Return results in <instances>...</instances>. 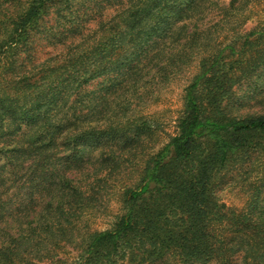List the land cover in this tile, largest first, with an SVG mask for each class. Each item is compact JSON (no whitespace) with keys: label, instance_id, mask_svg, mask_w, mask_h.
I'll return each instance as SVG.
<instances>
[{"label":"trees","instance_id":"obj_1","mask_svg":"<svg viewBox=\"0 0 264 264\" xmlns=\"http://www.w3.org/2000/svg\"><path fill=\"white\" fill-rule=\"evenodd\" d=\"M48 1L0 0V68L17 53ZM191 2L145 0L133 7L130 15L137 17L131 20L139 32L131 54L142 57L148 40L179 20ZM257 34L262 36L264 27ZM225 48L236 52L231 45ZM222 51L201 59L199 72L184 89L177 132L144 159L138 180L123 186V213L104 230L85 227L83 209L62 201L63 183L71 182L62 175L84 165V152L76 155L82 151L78 143L121 136L122 130L80 125L86 114L71 112L73 93L59 88L47 70L18 83L15 93L0 80V264L41 261L58 242L80 249L72 264H117L133 252L141 254L136 264L145 254L161 252L177 264L214 256L226 263V256L239 249L235 240L226 244L224 229L245 213L217 203V178L252 154L260 156L264 171V115L232 116L222 109L220 101L237 81L234 63L220 62ZM129 58H119L116 67L130 66ZM248 239H238V246L264 259V238Z\"/></svg>","mask_w":264,"mask_h":264},{"label":"rangeland","instance_id":"obj_2","mask_svg":"<svg viewBox=\"0 0 264 264\" xmlns=\"http://www.w3.org/2000/svg\"><path fill=\"white\" fill-rule=\"evenodd\" d=\"M144 1L50 0L17 53L0 68V80L12 93L21 81H33L47 70L59 88L73 93L71 112L86 114L78 119L80 125L122 130L121 136L78 143L82 151L76 155L84 152L80 159L85 163L62 175L71 179L63 183L62 201L83 209L82 221L89 229L114 224L123 213V186L133 185L144 159L177 132L184 89L199 72L201 59L223 49L220 62L235 65L237 81L220 101L227 114L264 115V34H257L264 27V0H192L179 20L148 40V51L137 58L130 51L137 43L139 29L131 20L137 16L130 13ZM126 56L133 63L116 67ZM81 75L91 77L83 81ZM263 173L257 154L219 173L215 200L225 210L245 213L223 232L226 244L235 240L239 250L227 255L226 263L214 256L190 264H264L248 246H238V239L250 238L251 243V237L264 238ZM79 254V248L58 242L49 256L28 264H72ZM131 254L117 264H136L141 254ZM141 264L177 263L161 252L145 254Z\"/></svg>","mask_w":264,"mask_h":264}]
</instances>
